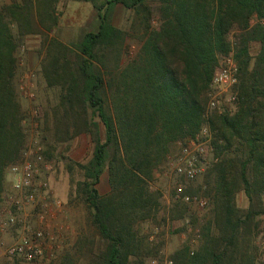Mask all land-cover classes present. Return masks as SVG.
Instances as JSON below:
<instances>
[{
    "label": "trees",
    "instance_id": "1",
    "mask_svg": "<svg viewBox=\"0 0 264 264\" xmlns=\"http://www.w3.org/2000/svg\"><path fill=\"white\" fill-rule=\"evenodd\" d=\"M79 1L92 3L99 23L70 46L48 40L56 0L0 8V204L7 170L25 144L15 77L26 37L48 41L42 74L49 87L62 90L58 106L46 114V131L52 128L58 140L86 134L93 144L90 160L75 166L82 173L77 194L103 243L94 264H129L137 257L132 228L155 214L160 197L148 184L172 146L204 126L212 78L220 60L232 54L238 101L233 114L210 113L218 159L206 173L212 220L190 264H225L231 248L239 256L240 230L264 213V0ZM117 5L134 13L127 31L111 23ZM233 31L234 45L228 40ZM128 40L138 45L131 56ZM52 151L45 150L46 161ZM105 171L110 192L101 195L97 186ZM238 192L248 202L245 211L236 207Z\"/></svg>",
    "mask_w": 264,
    "mask_h": 264
},
{
    "label": "rangeland",
    "instance_id": "2",
    "mask_svg": "<svg viewBox=\"0 0 264 264\" xmlns=\"http://www.w3.org/2000/svg\"><path fill=\"white\" fill-rule=\"evenodd\" d=\"M95 1L100 5L105 0ZM17 2L19 0H0V8ZM51 7L54 8L56 25L47 34L48 40L55 39L63 45L70 46L83 33L97 30L99 20L97 10L92 3L56 0ZM133 19L134 13L122 5L115 6L110 15L111 23L122 31L130 28ZM252 23H255V20H252ZM12 30L15 32L14 26ZM236 35L237 32L233 31L228 36L229 42L233 45ZM44 39L43 35L30 36L20 44L17 50L15 87L23 111L21 126L25 134V144L22 151L32 147L35 141L41 147L43 154L46 149L53 150L51 159L47 161L44 159L51 167L50 174L44 177L48 181L49 198L61 202V206L55 208L54 212L57 218L62 217L61 224L64 226L60 233H54L55 241H52V244H48L47 238L42 240L43 246L49 245L51 250H44L42 258L31 262L10 257L6 253V248L17 239V233L6 231L0 244V264H94L95 255L102 250L103 243L91 225L90 211L77 194L76 185L82 180V173L75 166V163L85 164L90 160L93 144L86 134L75 137L68 135L69 139H66L67 135L62 134L58 140L52 128L46 131V114L51 115V110L58 106L62 90L59 86L49 87L42 74V63L46 60L48 45V41L45 42ZM137 47L136 41L128 40L126 53L131 56L136 52ZM256 52L257 46L252 45L251 55H255ZM229 55L232 54L227 56ZM229 114H233V111ZM205 120L203 127L207 128L209 136L200 138V141L212 147L214 154L212 142L216 131L213 132L211 129L210 114ZM185 144L186 141L176 143L172 146L170 154L175 155ZM214 157L217 158L216 154ZM167 159L154 172L148 184L151 192H158L160 195L157 211L151 218L138 222L132 228L138 241L134 242L137 257H131L129 264H190L192 255L200 252L202 248L205 228L212 220L213 203L212 183L209 185L206 183V173L216 162H211L204 173L195 180L185 182L174 178L168 169ZM8 180L6 176V182L9 183ZM176 182L183 186L185 193L183 196L189 198L188 203L175 199ZM98 192L101 195L110 192L107 171L101 176ZM11 195V189L4 191L0 215L6 211V199ZM201 200L206 202L204 207L199 205ZM234 200L239 210L245 211L248 208L243 192L236 193ZM36 212H39V209ZM35 215L36 213L32 217V224L37 223L38 226ZM212 230L214 233L215 229ZM5 235L8 237L5 238ZM234 249L238 250L240 255L236 256L235 253L232 255L234 251L231 252V248L226 254L225 264H264V213L254 217L248 227L245 225L240 230Z\"/></svg>",
    "mask_w": 264,
    "mask_h": 264
},
{
    "label": "built area",
    "instance_id": "3",
    "mask_svg": "<svg viewBox=\"0 0 264 264\" xmlns=\"http://www.w3.org/2000/svg\"><path fill=\"white\" fill-rule=\"evenodd\" d=\"M237 85L238 65L233 56L229 55L220 60L212 78L205 118L213 112L222 116L235 110L238 101ZM208 136L207 128L202 127L193 139L186 140L187 144L167 159L168 169L174 178L191 182L203 174L211 162H217L212 147L200 141V138ZM50 172L51 167L44 160L43 151L36 141L32 147L23 150L20 160L7 170L12 195L7 197L6 211L0 215V244L6 231L17 233V239L6 248L10 257L31 262L42 258L44 250H51L49 245L55 238L49 234L48 227L54 219V209L59 208L61 202L48 196L50 191L44 176ZM183 189L181 183L176 182L175 199L188 203L189 198L182 195ZM199 205L204 207L206 202L201 200ZM29 209L36 213L38 226L35 229L32 227L33 216L27 218L25 215ZM38 209L39 212H36ZM46 238L49 245L43 246L42 240Z\"/></svg>",
    "mask_w": 264,
    "mask_h": 264
},
{
    "label": "crops",
    "instance_id": "4",
    "mask_svg": "<svg viewBox=\"0 0 264 264\" xmlns=\"http://www.w3.org/2000/svg\"><path fill=\"white\" fill-rule=\"evenodd\" d=\"M100 183H101V180H100ZM100 183H99V185H100ZM98 185V186H99ZM98 186H97V189H98ZM7 189H11V187H10V185H9V183L8 182H6V185H5V190H7ZM35 211L33 210V209H29L28 211H26L25 212V215L27 216V218H31L32 216H34V213ZM61 216V215H60ZM61 223H63V220H62V217H58L57 218V216H54V219H52L51 221H50V224H49V229H48V231H49V234L50 235H53L54 236V233L56 232H58V233H60V231H62V229H63V224H61ZM32 227L35 229V228H37V223L36 224H32ZM78 227H80L79 225H78ZM73 230L75 231V229L73 228ZM79 230V229H78ZM10 232L11 231H13V230H9ZM14 232V231H13ZM9 234V233H8ZM7 234V235H8ZM7 235H5V238H6V236ZM8 237V236H7Z\"/></svg>",
    "mask_w": 264,
    "mask_h": 264
}]
</instances>
